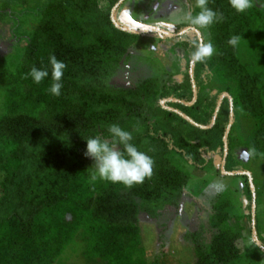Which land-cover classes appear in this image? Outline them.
<instances>
[{
	"label": "trees",
	"instance_id": "trees-1",
	"mask_svg": "<svg viewBox=\"0 0 264 264\" xmlns=\"http://www.w3.org/2000/svg\"><path fill=\"white\" fill-rule=\"evenodd\" d=\"M120 1L0 0V22L12 42L0 57V264H160L146 262L141 222L165 226L167 209L178 206L195 178L192 171L210 172L217 160L215 174H221L230 110L224 170H236L233 159L264 163V0L239 14L228 0H208L223 20L182 44L181 75L173 67L166 83L145 74L118 81L141 36L112 21ZM233 35L242 38L236 46L228 44ZM199 41L215 51L194 63L190 78V52ZM52 55L66 65L59 96L48 91L51 75L39 84L28 76L33 66L49 67ZM140 59L131 58V71L142 68ZM192 81L197 98L186 105L194 97ZM222 94L230 101L223 99L214 125L205 128ZM110 124L130 131L153 161L151 174L132 187L90 180L84 139L110 141ZM240 127L247 133L239 135ZM243 180L247 214L230 215L232 198L218 192L202 223L190 225L194 264H264V210L258 214L257 205L264 190L259 195L254 186L257 244L252 192L248 177Z\"/></svg>",
	"mask_w": 264,
	"mask_h": 264
},
{
	"label": "rangeland",
	"instance_id": "rangeland-1",
	"mask_svg": "<svg viewBox=\"0 0 264 264\" xmlns=\"http://www.w3.org/2000/svg\"><path fill=\"white\" fill-rule=\"evenodd\" d=\"M194 7L195 0L123 1L114 15V24L118 29L132 33L155 29L164 31L168 35L158 33L139 34L141 36L136 38V42L131 47V58L134 63L135 59L141 58L143 60L142 68H138V71L135 69L136 72L135 70L131 71L130 68L133 67V63H130L131 58L128 62L124 60L121 68L124 71H120L118 81L123 83L134 82L145 74L148 77L158 75L162 79V83H166L169 71L175 66H177L175 69L176 74L180 72L179 75H181L180 67L183 63L181 56L184 48H182V44L192 41L193 34L199 35L198 32H193L187 23V17L198 10ZM8 29L9 26L6 23L0 22V57L8 55L12 51ZM202 34L203 38L208 37L206 31ZM179 75L174 77L176 82L181 80ZM181 116L184 117L182 114ZM242 131L247 133L248 129L238 128L239 135ZM241 157L247 158L245 155H241ZM244 161L233 159L230 168L236 170L225 172L250 173L253 177L254 186L260 195L258 190L260 188L264 190V186H262L264 184V163L254 158L250 161ZM218 163L217 160H214V169L210 172L192 171L195 178L189 182L178 206L167 209L169 219L165 226L160 227L153 222H141L142 242L147 255V263L157 261L160 264H194L191 254L193 228L190 225L196 228L199 223H202V218L205 219V212L214 205V199L211 197L214 193L220 192V194L232 198V203L236 207L229 209L230 215L241 217L242 214L248 213L245 207L249 203L240 192L244 175H224L221 169L220 175L215 174ZM199 191L203 193V198L200 197ZM257 205L258 214H260L261 210H264V199L262 200L260 196ZM261 206H263L262 209ZM262 214L264 215V212ZM244 226H246L249 245L252 246L253 239L249 237L248 230L250 226L248 221ZM260 226L261 233L259 237L264 239L263 221Z\"/></svg>",
	"mask_w": 264,
	"mask_h": 264
},
{
	"label": "clouds",
	"instance_id": "clouds-1",
	"mask_svg": "<svg viewBox=\"0 0 264 264\" xmlns=\"http://www.w3.org/2000/svg\"><path fill=\"white\" fill-rule=\"evenodd\" d=\"M229 6L235 13H244L253 7V0H228ZM208 0H195V8L198 11L187 17L188 26L196 32L208 29L212 24L223 20V14L214 11L207 6ZM240 35H233L228 44L236 46L241 40ZM194 50L190 52V63L204 62L215 51L211 42H193ZM49 67L37 68L33 66L28 76L34 83H41L51 75V84L48 91L55 96L61 95L63 87L62 77L66 65L58 60L55 55L49 57ZM50 69V70H49ZM110 141L101 136L84 139L86 143L84 156L92 161L90 167V180L107 181L113 184H121L132 187L141 183L151 174L153 161L145 152L140 151L132 143L133 135L118 124L108 125ZM119 149V150H117Z\"/></svg>",
	"mask_w": 264,
	"mask_h": 264
},
{
	"label": "water",
	"instance_id": "water-1",
	"mask_svg": "<svg viewBox=\"0 0 264 264\" xmlns=\"http://www.w3.org/2000/svg\"><path fill=\"white\" fill-rule=\"evenodd\" d=\"M123 1H125V0L120 1L119 4H121ZM117 7H118V4L112 9V12H111V19H112L113 22H115L114 21V15H115V11H116ZM125 31H127V30H125ZM133 33H137V34L158 33V34L168 35L164 31H159V30H155V29H149V30H145V31H137V32H133ZM199 39H200V36H199ZM193 68H194V63H191V67H190V76H191V78H193ZM192 87H193L194 97H193L192 102L189 103L188 105L193 104L196 101V98H197V93H196V88L194 86V81H192ZM224 98H227L230 101V96L228 94H223V95H221L219 97V100H218V103H217V107L215 109V112H214L213 118L211 120V123H210L209 126H207L205 128H209L210 129L214 125V122H215V120L217 118V114L219 112L220 106H221L222 101H223ZM165 102H166V100H164L162 102V104L164 105ZM233 116H234L233 111L230 110L229 123H228V126H227V128L225 130V133H224V136H223L224 156H223L222 163L220 165V169H221V172L224 175L234 176V175L241 174V175H245V176L248 177V179H249V186H250V189L252 191V197H253L252 209H251V214H252V225H251L252 226V235H253L254 241L257 242V244H258V239L256 237L255 225H254L255 208H256V206H255V191H254V186H252L253 183H252V179L250 177V173H247V172H245V173H236V172L226 173L225 170H224V166H225V162H226V156H227V152H228V147H226L227 146V136H228V133L230 131V128H231V126L233 124Z\"/></svg>",
	"mask_w": 264,
	"mask_h": 264
}]
</instances>
